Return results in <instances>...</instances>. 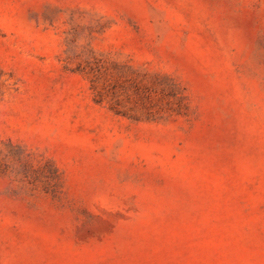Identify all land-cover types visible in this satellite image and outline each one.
I'll return each mask as SVG.
<instances>
[{
  "label": "rangeland",
  "instance_id": "obj_1",
  "mask_svg": "<svg viewBox=\"0 0 264 264\" xmlns=\"http://www.w3.org/2000/svg\"><path fill=\"white\" fill-rule=\"evenodd\" d=\"M0 264H264V0H0Z\"/></svg>",
  "mask_w": 264,
  "mask_h": 264
}]
</instances>
